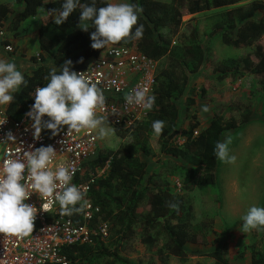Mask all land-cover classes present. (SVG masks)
<instances>
[{
	"label": "trees",
	"instance_id": "16d2710c",
	"mask_svg": "<svg viewBox=\"0 0 264 264\" xmlns=\"http://www.w3.org/2000/svg\"><path fill=\"white\" fill-rule=\"evenodd\" d=\"M95 2L98 8L109 3L108 0ZM62 3L63 0H48L47 3L44 0H15L17 9L11 3L0 4V29L5 28L7 32L20 36L22 26L38 17L42 8L46 12L53 8L59 11ZM91 3L92 0H80L82 5ZM130 3L142 9L137 26L143 25V36L126 38V42L122 40L112 45L134 48L146 58L160 63L155 76L153 108L148 120L138 123L132 132L136 137L155 135L161 153L184 162L188 167L183 180L186 192L214 188L220 162L214 155L215 145L221 142L224 134L251 122L254 114L252 96L244 92L239 99L218 100L213 119L206 129H201L196 114L190 110L195 103L193 100H188L184 126L179 129L181 113L175 100L184 95L190 75L208 68H213V83L217 87L252 78L257 86L256 92H264V0H130ZM80 11L77 7L59 26L49 15L41 19L38 28L40 54L31 58L36 67L31 74L24 75L27 84L20 86L14 93V101L8 104L6 113L10 118L20 120L29 111L35 89L48 83L47 77L53 67L59 68L65 60H71L70 71L79 72L89 61L99 57L103 49L91 47L90 34L95 31L91 22H86L87 32L78 27ZM211 11H220L211 28V36H219L227 47L242 50L241 55L217 60L202 46L197 34L190 42L175 41L184 18ZM222 90H219L220 96L228 91L227 88ZM206 91L202 89V97H206ZM49 119L44 116L46 134L53 132L45 127ZM155 120L164 121L159 135L152 129ZM179 138L184 141L182 145L177 144ZM142 151L148 154L147 148ZM107 166L104 175L93 178L97 170H104ZM146 176L147 165L132 147L100 149L76 178V184L89 182L88 191L82 192L83 199L71 206L79 211L64 213L76 225L87 224L96 232L87 243L63 247L60 255L71 264H131L121 256V251L139 235L136 229L141 226L142 244L154 247L161 244L158 251L162 263H167L169 257L187 259L186 245L198 242L190 231L192 206H187L183 196L168 189L151 187ZM84 201L91 204L90 219L85 218ZM170 204L177 207L172 208ZM251 250V264H264V235L252 244ZM225 254H214V264H229ZM243 255L238 254L237 259Z\"/></svg>",
	"mask_w": 264,
	"mask_h": 264
},
{
	"label": "rangeland",
	"instance_id": "374dc122",
	"mask_svg": "<svg viewBox=\"0 0 264 264\" xmlns=\"http://www.w3.org/2000/svg\"><path fill=\"white\" fill-rule=\"evenodd\" d=\"M108 1L109 3L130 2V0ZM5 3H11L17 9L15 0H0V4ZM44 14L42 12L36 19L25 23L20 36L7 32L5 28L2 29L0 59L15 62L23 75L31 74L36 67L31 58L40 54L38 28ZM218 14L220 11H211L184 18L183 26L175 41L190 42L194 34H197L202 46L217 60L223 61L241 55L242 50L227 47L219 36H211V28ZM7 46H11L12 51L7 50ZM159 67L160 63H155L156 72ZM213 76V68L189 76L190 80L184 95L175 100L181 113L179 129L184 126L188 100L195 102L190 110L196 114L201 129L209 127L218 100L227 102L239 99L245 92L252 96L254 109L250 123L223 135L221 142L225 139L230 140L229 155L235 159L232 162H219L216 172L217 185L214 188H196L186 192L183 180L188 167L183 161L161 153L155 135L136 137L132 131L118 132L117 128L111 127L105 121L106 134L101 136L99 128L97 129L101 150L132 147L137 151L141 161L147 165L146 182H149L151 187L168 189L174 194L183 196L187 206H192L190 231L198 242L186 245L187 259L169 257L165 264H214V254L223 256L225 253L229 264H251V246L264 235V228L244 232L240 227L242 223L240 217L250 206L264 207V92H256L257 86L252 78L235 85L225 83L217 87V84L213 83ZM203 88L207 90L206 97H202ZM226 88L228 91L220 96L219 90ZM7 106L0 107L6 109ZM204 106L208 108L207 112L202 111ZM183 142L181 138L177 140L178 145H182ZM144 147L148 149V154L142 151ZM85 204H88V201L82 203ZM136 230L139 235L122 249L121 256L131 264H164L158 251L161 244L155 247L142 244L140 235L143 229L140 226ZM148 230L153 234L152 230ZM105 241L109 243V235ZM241 253L244 254L243 257L237 259V255Z\"/></svg>",
	"mask_w": 264,
	"mask_h": 264
},
{
	"label": "clouds",
	"instance_id": "9594fccd",
	"mask_svg": "<svg viewBox=\"0 0 264 264\" xmlns=\"http://www.w3.org/2000/svg\"><path fill=\"white\" fill-rule=\"evenodd\" d=\"M47 2L44 0V3ZM77 7L81 9L78 27L87 32L89 27L86 22L90 21L95 29L90 34L93 49H103L122 40L126 42V38L139 39L143 36V25L137 26L138 14L142 9L130 2L107 3L98 8L95 0L90 5H82L80 0H63L59 11L53 8L47 13L52 22L59 26ZM133 26H136L134 31ZM72 64L71 60H65L59 68L53 67L47 77L48 83L35 89L34 102L26 115L34 121L36 137L42 130L41 120L44 116L50 118L45 127L53 134L59 126L64 125L77 131L81 128H99L101 136L106 134L105 117L96 115V110L105 104L103 91L81 72L70 71ZM26 84L15 62L0 59V106L12 103L14 93ZM148 93L147 88L138 87L125 96V101L150 111L156 97ZM202 111L207 112L208 108L204 106ZM163 127L162 120L152 122V129L157 135L161 134ZM229 143V139L216 143L214 155L218 160L232 162L235 159L229 155ZM55 154L52 146H42L25 152L23 158L9 157L0 163V233L28 236L33 232L36 209L25 202L31 192L39 193L42 198L54 197L62 213L79 211L71 206L81 201L84 194L71 183L73 171L63 166L55 170L49 168ZM169 206L177 207L175 204ZM47 207L43 205L44 210ZM240 219L244 232L264 228V207L250 206Z\"/></svg>",
	"mask_w": 264,
	"mask_h": 264
},
{
	"label": "built area",
	"instance_id": "2783aa9c",
	"mask_svg": "<svg viewBox=\"0 0 264 264\" xmlns=\"http://www.w3.org/2000/svg\"><path fill=\"white\" fill-rule=\"evenodd\" d=\"M2 32L0 29L1 36ZM7 50L12 51V47L7 46ZM155 63L128 46L109 44L103 48L99 57L89 61L79 71L92 83H96L105 96V104L96 110V115L105 117L107 124L122 133L131 132L134 126L144 122L151 110L127 104L125 96L138 87H145L149 90L148 94H154ZM26 114L20 120H14L7 115L6 109L0 107V163L9 157L23 158L25 152L50 145L56 154L49 168L55 170L63 166L73 171L71 183L86 193L89 182L76 184V178L84 165L100 151L98 128H81L77 131L64 125L58 127L55 134H46L43 117L42 130L39 137H36L34 121ZM107 169L108 166L104 170H97L93 178L104 175ZM25 202L36 209L33 232L28 236L0 233V264H71L60 255L61 249L87 243L96 231H91L87 224L76 225L68 219L54 197L42 198L39 193L31 192ZM45 204L47 210L43 209ZM85 210V218L90 219V203L85 204ZM103 229L101 232L106 236Z\"/></svg>",
	"mask_w": 264,
	"mask_h": 264
},
{
	"label": "crops",
	"instance_id": "0c3cea01",
	"mask_svg": "<svg viewBox=\"0 0 264 264\" xmlns=\"http://www.w3.org/2000/svg\"><path fill=\"white\" fill-rule=\"evenodd\" d=\"M41 12L40 13H42V12H44L45 14H44V16H47L48 15V13L42 8L41 10H40ZM37 18V17H36ZM35 18V19H36ZM40 27V26H39Z\"/></svg>",
	"mask_w": 264,
	"mask_h": 264
}]
</instances>
